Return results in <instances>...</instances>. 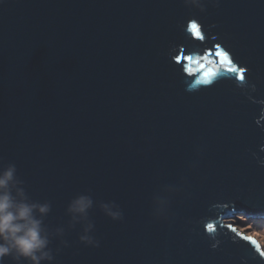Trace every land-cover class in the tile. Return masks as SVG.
I'll list each match as a JSON object with an SVG mask.
<instances>
[{"label": "water", "instance_id": "obj_1", "mask_svg": "<svg viewBox=\"0 0 264 264\" xmlns=\"http://www.w3.org/2000/svg\"><path fill=\"white\" fill-rule=\"evenodd\" d=\"M9 164L41 264H264L230 219H264V0H0Z\"/></svg>", "mask_w": 264, "mask_h": 264}, {"label": "clouds", "instance_id": "obj_2", "mask_svg": "<svg viewBox=\"0 0 264 264\" xmlns=\"http://www.w3.org/2000/svg\"><path fill=\"white\" fill-rule=\"evenodd\" d=\"M20 183L14 164L0 169V264H3L5 256H12L17 262L24 259L30 264H41L43 260H51L52 255L48 248L49 236L37 212L42 216L50 206L29 202L24 189L18 186ZM91 204L89 197L81 195L71 202L69 210L83 214ZM109 214L113 218L120 215L111 211ZM252 219L264 223V219ZM259 226L264 227V224ZM81 240L92 243V237L88 235L81 236Z\"/></svg>", "mask_w": 264, "mask_h": 264}, {"label": "rangeland", "instance_id": "obj_3", "mask_svg": "<svg viewBox=\"0 0 264 264\" xmlns=\"http://www.w3.org/2000/svg\"><path fill=\"white\" fill-rule=\"evenodd\" d=\"M236 215L237 216L230 218L233 221V225L243 233L255 236L256 240L261 243L264 250V227L259 226V224L262 225L264 223L256 221V219L249 218L241 212Z\"/></svg>", "mask_w": 264, "mask_h": 264}, {"label": "snow or ice", "instance_id": "obj_4", "mask_svg": "<svg viewBox=\"0 0 264 264\" xmlns=\"http://www.w3.org/2000/svg\"><path fill=\"white\" fill-rule=\"evenodd\" d=\"M192 28L195 29V28H196V25L193 24V25H192ZM196 36H197L198 38L200 37V33H199L198 31L196 32ZM216 55H217V57L222 58V62H230V61L228 60V55H227V53H225V52H223V51H219V45H217ZM187 61H192V57H191V56H178V57H177V63H179L181 66H183V63H184V62H187ZM203 67H204V65H201V68H203ZM187 70H188L189 72L194 71V69H192V68H188ZM204 75H205L206 77H210V76H213L214 73H212L211 71H209V72H205ZM262 254H264V253H262Z\"/></svg>", "mask_w": 264, "mask_h": 264}]
</instances>
